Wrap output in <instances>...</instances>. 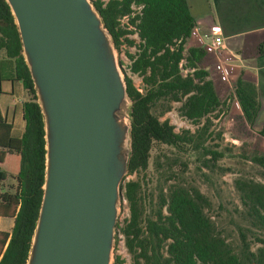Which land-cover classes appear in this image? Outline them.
Instances as JSON below:
<instances>
[{"label": "trees", "instance_id": "1", "mask_svg": "<svg viewBox=\"0 0 264 264\" xmlns=\"http://www.w3.org/2000/svg\"><path fill=\"white\" fill-rule=\"evenodd\" d=\"M115 46L122 43L128 53L129 71L140 85L125 76L132 101V155L128 174L145 170L156 151L155 166L162 172L155 203L141 178L124 180L123 198L128 218L121 228L131 264H264V182L237 177L234 187L241 205L242 222L233 244L216 229L206 213L209 198L196 181L187 180L192 170L203 172L225 154L207 144L208 137L223 133L210 130L212 119L236 101L246 123L253 126L260 108L254 83L241 76L234 79L232 93L220 99L209 72L201 66L206 51L189 45L195 27L186 0H94ZM139 6L140 14L129 19L134 30L119 21ZM136 33V38L129 37ZM0 50L14 58L15 73L30 94L24 103L25 130L21 137L10 134L0 114V216L13 218L11 231H0V264H25L44 180L45 140L43 120L29 71L21 54V43L8 5L0 0ZM264 54V41L258 45ZM179 103V114L196 125L175 131L165 113ZM160 147V150L157 149ZM6 152L20 155L14 192L6 188L1 163ZM249 160L264 167V150ZM252 229L257 231L252 232ZM251 234V236L249 235ZM257 247L252 249V244ZM116 258L114 264H122Z\"/></svg>", "mask_w": 264, "mask_h": 264}, {"label": "water", "instance_id": "2", "mask_svg": "<svg viewBox=\"0 0 264 264\" xmlns=\"http://www.w3.org/2000/svg\"><path fill=\"white\" fill-rule=\"evenodd\" d=\"M43 120L42 196L25 264H111L132 101L94 0H4Z\"/></svg>", "mask_w": 264, "mask_h": 264}, {"label": "rangeland", "instance_id": "3", "mask_svg": "<svg viewBox=\"0 0 264 264\" xmlns=\"http://www.w3.org/2000/svg\"><path fill=\"white\" fill-rule=\"evenodd\" d=\"M188 44L199 45L201 41L194 35ZM131 50L134 51V48L131 47ZM128 53H130L128 45L122 43L119 49H117V60L123 76L130 77L133 83L139 86L140 78L132 75L129 71L128 65L130 60ZM219 62H222L227 67L228 65L226 64L232 65L233 63L226 52H222L219 56L210 52L203 59L201 66L209 72L218 97L225 99L232 93L236 68L232 66L229 69L228 81L222 80L221 69L217 67ZM179 105V103H172L171 110L165 113L162 119L167 118L174 125L175 131L186 128L191 130L196 129L195 124L189 122L179 114ZM218 129L223 131L222 135L220 137L214 134L209 136L207 144L212 149L222 150L225 155L219 158L213 165L204 169L202 173L193 169L187 176V180L198 183L200 190L210 200V205L205 210L206 213L214 221L216 229L236 245L238 240L237 224L242 222L241 213H239L242 208L238 192L234 187V179L243 177L264 182V167L249 160L252 152H262L264 150V139L256 134L246 123L236 101L231 103L227 111L219 113L217 118L212 119L210 130L214 133ZM157 149L160 150V147H157ZM156 153V151H153L145 170L127 174L124 179L125 181L138 177L143 179L144 183H146L147 195L149 197L154 196L153 203L156 200L158 183L164 185L162 172L155 166ZM9 162L8 160L5 163L4 170L8 174L6 186L12 187L16 184V180L9 178V172H11ZM128 216L127 202L123 200L115 226V241L111 264L115 263L116 258L122 260V264H131V256L126 249L124 236L121 233V228ZM252 232L257 233L253 229ZM249 235L251 236V234ZM257 245V243H253L252 249H255Z\"/></svg>", "mask_w": 264, "mask_h": 264}, {"label": "crops", "instance_id": "4", "mask_svg": "<svg viewBox=\"0 0 264 264\" xmlns=\"http://www.w3.org/2000/svg\"><path fill=\"white\" fill-rule=\"evenodd\" d=\"M186 2L195 19L205 13H211L221 26L224 38L223 51L231 56L232 65L236 68L234 78L241 76L243 80L256 85L260 108L251 129L264 139V54L258 53V45L264 41V0H186ZM129 52H132L131 48ZM29 99L30 94L15 73L14 58L6 56L4 50H0V114L10 126V134L13 137H21L25 130L23 106ZM8 160L11 168L9 178L15 180L20 169V155L16 152H6L1 163V169L7 176L5 185L8 174L4 170V165ZM16 186L17 183L12 187L6 186L4 191L14 192ZM13 220L0 216V231L10 232Z\"/></svg>", "mask_w": 264, "mask_h": 264}, {"label": "built area", "instance_id": "5", "mask_svg": "<svg viewBox=\"0 0 264 264\" xmlns=\"http://www.w3.org/2000/svg\"><path fill=\"white\" fill-rule=\"evenodd\" d=\"M131 8H132V11L129 14L122 16L119 20L122 25L127 26L126 27L127 30H134V27L131 24H129V19L140 14L139 6L132 5ZM194 35L199 38V40L201 41V44L199 45H201L205 49L206 53L211 52L219 56L222 52H224L223 51L224 38H223L222 28L215 21L211 13H205L201 17L195 19V27H194L192 36ZM128 36L136 38V33L132 35H128ZM230 59H231V56H230ZM226 65H228V67L225 66L222 62H219L217 64V67L221 69V72H222L221 79L228 81L227 79H228L229 69L233 65H229V64H226Z\"/></svg>", "mask_w": 264, "mask_h": 264}]
</instances>
